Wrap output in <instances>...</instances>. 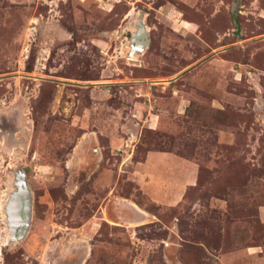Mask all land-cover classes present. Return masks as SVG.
<instances>
[{"label":"rangeland","instance_id":"1","mask_svg":"<svg viewBox=\"0 0 264 264\" xmlns=\"http://www.w3.org/2000/svg\"><path fill=\"white\" fill-rule=\"evenodd\" d=\"M0 264H264V0H0Z\"/></svg>","mask_w":264,"mask_h":264},{"label":"water","instance_id":"2","mask_svg":"<svg viewBox=\"0 0 264 264\" xmlns=\"http://www.w3.org/2000/svg\"><path fill=\"white\" fill-rule=\"evenodd\" d=\"M144 12L139 11L136 15V31L131 30V45L129 56H134L144 51L148 44L147 28L144 24ZM3 205V214L6 228L9 232L11 244L21 241L27 234L32 219V191L27 183L24 170H17Z\"/></svg>","mask_w":264,"mask_h":264},{"label":"bare ground","instance_id":"3","mask_svg":"<svg viewBox=\"0 0 264 264\" xmlns=\"http://www.w3.org/2000/svg\"><path fill=\"white\" fill-rule=\"evenodd\" d=\"M136 15H137V14H136ZM136 15H135L134 20H133V22H132V25H131V28H130V32H131V30H132V32H133V30H134L133 26L136 24ZM135 31H136V25H135ZM7 232H8V230H7Z\"/></svg>","mask_w":264,"mask_h":264}]
</instances>
